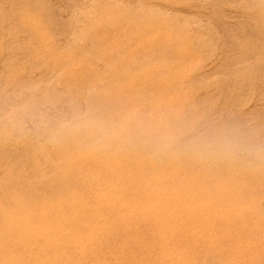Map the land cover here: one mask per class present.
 Here are the masks:
<instances>
[{
  "label": "rangeland",
  "instance_id": "obj_1",
  "mask_svg": "<svg viewBox=\"0 0 264 264\" xmlns=\"http://www.w3.org/2000/svg\"><path fill=\"white\" fill-rule=\"evenodd\" d=\"M0 264H264V0H0Z\"/></svg>",
  "mask_w": 264,
  "mask_h": 264
},
{
  "label": "clouds",
  "instance_id": "obj_2",
  "mask_svg": "<svg viewBox=\"0 0 264 264\" xmlns=\"http://www.w3.org/2000/svg\"><path fill=\"white\" fill-rule=\"evenodd\" d=\"M207 147H209V148L218 147V148H229V149H231V148H236L238 146L232 145V144L225 145L223 142L214 141V142H211L210 144H208ZM246 150L249 152L250 155H252L254 157L258 156V154H259V150L256 148H248Z\"/></svg>",
  "mask_w": 264,
  "mask_h": 264
},
{
  "label": "bare ground",
  "instance_id": "obj_3",
  "mask_svg": "<svg viewBox=\"0 0 264 264\" xmlns=\"http://www.w3.org/2000/svg\"><path fill=\"white\" fill-rule=\"evenodd\" d=\"M85 7V6H84ZM94 11V10H93ZM64 30V29H63ZM73 31H75V30H73ZM207 33V32H206ZM77 34V33H76ZM39 67V66H38ZM222 77V76H221ZM53 78H56V77H53ZM63 124V123H62ZM54 139V138H53ZM209 193V192H208ZM205 196V195H204ZM189 198V197H188ZM218 200V199H217Z\"/></svg>",
  "mask_w": 264,
  "mask_h": 264
}]
</instances>
